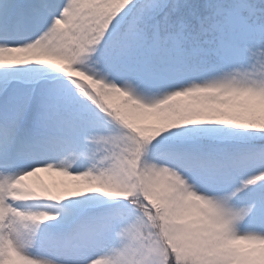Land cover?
Wrapping results in <instances>:
<instances>
[{
    "label": "snow or ice",
    "instance_id": "6c2138e0",
    "mask_svg": "<svg viewBox=\"0 0 264 264\" xmlns=\"http://www.w3.org/2000/svg\"><path fill=\"white\" fill-rule=\"evenodd\" d=\"M0 264H264V0H0Z\"/></svg>",
    "mask_w": 264,
    "mask_h": 264
},
{
    "label": "bare ground",
    "instance_id": "6f19581e",
    "mask_svg": "<svg viewBox=\"0 0 264 264\" xmlns=\"http://www.w3.org/2000/svg\"><path fill=\"white\" fill-rule=\"evenodd\" d=\"M43 177H41L42 179H44L45 181H47L50 178V174H46V173H42Z\"/></svg>",
    "mask_w": 264,
    "mask_h": 264
},
{
    "label": "rangeland",
    "instance_id": "374dc122",
    "mask_svg": "<svg viewBox=\"0 0 264 264\" xmlns=\"http://www.w3.org/2000/svg\"><path fill=\"white\" fill-rule=\"evenodd\" d=\"M47 174V173H46ZM40 177H43L42 173L40 174Z\"/></svg>",
    "mask_w": 264,
    "mask_h": 264
}]
</instances>
